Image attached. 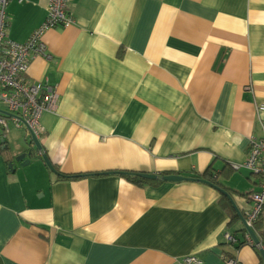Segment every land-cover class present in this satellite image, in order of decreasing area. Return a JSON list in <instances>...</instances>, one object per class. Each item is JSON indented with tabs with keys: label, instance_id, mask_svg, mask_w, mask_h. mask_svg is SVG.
<instances>
[{
	"label": "crops",
	"instance_id": "1",
	"mask_svg": "<svg viewBox=\"0 0 264 264\" xmlns=\"http://www.w3.org/2000/svg\"><path fill=\"white\" fill-rule=\"evenodd\" d=\"M48 2L10 0L7 37L26 42ZM72 12L73 26L44 34L51 59H33L26 77L59 94L42 118V153L82 176L54 174L41 152L10 171L28 133L6 136L0 264H179L190 254L260 264L264 214L259 245L250 236L238 249L226 234L244 240L240 217L260 187L235 166L252 136L264 138V0H73ZM209 168L237 210L211 184L106 174L205 179Z\"/></svg>",
	"mask_w": 264,
	"mask_h": 264
},
{
	"label": "built area",
	"instance_id": "2",
	"mask_svg": "<svg viewBox=\"0 0 264 264\" xmlns=\"http://www.w3.org/2000/svg\"><path fill=\"white\" fill-rule=\"evenodd\" d=\"M10 0H0V144L10 132V124L25 129L38 139L42 134V118L46 113L56 112L58 97L56 87L48 79L34 82L26 75L33 59H51L43 41L46 32L65 29L76 23L72 12L73 0H49L43 24L33 31L24 43H17L7 37V7ZM264 111V105L260 106ZM236 170H246L259 178V190L252 193V208L246 223H253L264 212V138L252 136L244 163L235 166ZM226 239L232 241L230 234ZM248 242L252 243L250 235ZM179 264H204L195 254L183 257ZM224 264H239L237 257L226 256Z\"/></svg>",
	"mask_w": 264,
	"mask_h": 264
},
{
	"label": "water",
	"instance_id": "3",
	"mask_svg": "<svg viewBox=\"0 0 264 264\" xmlns=\"http://www.w3.org/2000/svg\"><path fill=\"white\" fill-rule=\"evenodd\" d=\"M24 145H25V149L23 150V152L21 154L14 155V158L9 162L8 169L10 171H13L14 170V166L17 163H19L21 166L28 165L30 163L31 157L34 156L37 152H41L42 159H43V161L45 162L46 166L48 167V169L51 172H53L56 175H60V176L67 177L64 174L59 173V171L55 168L54 164L51 162L50 158L48 157V155L46 153H42L43 146H42L41 142L39 141V139L36 136H34V135H32L30 133L28 135V139L26 138V141H25ZM8 149H9V147H8ZM109 173L121 174L123 172H108L106 174H109ZM93 175H99V174H93ZM139 176L142 177L143 179L149 180V181H164V182H176L177 183V182H183V181H189V180H191V181H195V182H203V183L211 184L210 182H208L205 179H201V178H188V177H184V176H181V175H166V176L159 177L158 174L140 173ZM72 177H78V176H72ZM216 188L225 197L228 198V200L230 201V203L237 210V206H236V204L234 202V199H233L232 195L230 193H228V191L225 190L222 187L216 186ZM240 218H241L242 223L247 228L248 233L250 234V236L254 240L255 244L256 245H259L260 244L259 239L255 235L254 231L247 226V223H246L245 218L243 216H241ZM261 255L263 257V264H264V249H261Z\"/></svg>",
	"mask_w": 264,
	"mask_h": 264
},
{
	"label": "trees",
	"instance_id": "4",
	"mask_svg": "<svg viewBox=\"0 0 264 264\" xmlns=\"http://www.w3.org/2000/svg\"><path fill=\"white\" fill-rule=\"evenodd\" d=\"M56 168V167H55ZM57 169V168H56ZM213 169V168H212ZM210 170H211V168H209L205 173H204V175L202 176L203 178H205L208 182H210L211 183V185L212 186H214L215 188H216V186H219V187H222V184L218 181V176L215 178L214 177V172L216 171V169H214V170H212L213 171V174L210 172ZM223 172H225L226 171V169L225 170H222ZM139 174L140 173H137V172H123V173H121V175L124 177V178H126L129 182H131L132 184H135V185H137V186H146V185H149V184H151V185H157L158 183H160V181H149V180H145V179H143L142 177H140L139 176ZM99 175H101V174H99ZM161 175H163V176H166L167 174H161ZM67 177H65V178H71L72 176H82V175H66ZM75 178V177H74ZM222 188H224V187H222ZM217 189V188H216ZM225 189V188H224ZM225 190H229V189H225ZM231 194V193H230ZM225 200L227 201V197H225L224 195H222V197H221V202H225ZM227 204V203H226ZM251 204H252V202H251ZM228 205V204H227ZM232 205V204H231ZM229 206V205H228ZM229 208L231 209V207L229 206ZM251 208H252V206H251ZM251 210V209H250ZM263 214H264V212L257 218V220H255L254 221V223H253V226H252V230H258L259 231V229H256V228H259V225H260V223H261V218H262V216H263ZM247 215H248V213L246 214V217H245V220H246V218H247ZM234 217V216H233ZM233 220H235V219H233ZM232 225L233 224H230V227H232ZM242 230V232H244L245 234V238H244V240H241V239H238L237 238V236L236 235H238V233H235L234 235L233 234H231V233H228V234H230L231 235V237H232V241H229L230 243H232V244H235V243H238V249L240 248V247H242V246H244V245H246V244H249V242H248V240H247V235H248V231H247V228L246 227H243L242 226V228H241ZM260 241H261V243H262V245L264 246V231H261L260 232ZM256 249H257V247H256ZM258 251V253H259V250H257ZM260 254V253H259ZM198 256V255H197ZM199 257V256H198ZM231 257H233V255H231ZM200 258V257H199ZM202 261H203V259L202 258H200ZM260 259H261V262H260V264H263V257L260 255ZM204 262V261H203ZM240 264V263H239Z\"/></svg>",
	"mask_w": 264,
	"mask_h": 264
},
{
	"label": "rangeland",
	"instance_id": "5",
	"mask_svg": "<svg viewBox=\"0 0 264 264\" xmlns=\"http://www.w3.org/2000/svg\"><path fill=\"white\" fill-rule=\"evenodd\" d=\"M26 134V130L25 129H20V130H18L17 128H15L13 125H12V123L10 124V132L8 133V136H13V137H15V139L18 137V136H20V135H25ZM28 135L29 134H26V138L28 139ZM26 138H25V140H24V143H25V141H26ZM15 145V144H14ZM14 148H15V146H14ZM13 148V149H14Z\"/></svg>",
	"mask_w": 264,
	"mask_h": 264
}]
</instances>
